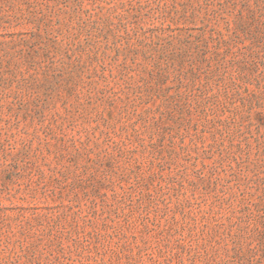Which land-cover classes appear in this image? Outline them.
Returning a JSON list of instances; mask_svg holds the SVG:
<instances>
[{
    "label": "rangeland",
    "instance_id": "obj_1",
    "mask_svg": "<svg viewBox=\"0 0 264 264\" xmlns=\"http://www.w3.org/2000/svg\"><path fill=\"white\" fill-rule=\"evenodd\" d=\"M0 264H264V0H0Z\"/></svg>",
    "mask_w": 264,
    "mask_h": 264
}]
</instances>
